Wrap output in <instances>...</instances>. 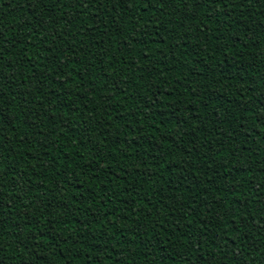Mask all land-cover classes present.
I'll return each mask as SVG.
<instances>
[{"label":"trees","instance_id":"obj_1","mask_svg":"<svg viewBox=\"0 0 264 264\" xmlns=\"http://www.w3.org/2000/svg\"><path fill=\"white\" fill-rule=\"evenodd\" d=\"M0 264H264V0H0Z\"/></svg>","mask_w":264,"mask_h":264},{"label":"snow or ice","instance_id":"obj_2","mask_svg":"<svg viewBox=\"0 0 264 264\" xmlns=\"http://www.w3.org/2000/svg\"><path fill=\"white\" fill-rule=\"evenodd\" d=\"M199 0H193V4H198Z\"/></svg>","mask_w":264,"mask_h":264}]
</instances>
